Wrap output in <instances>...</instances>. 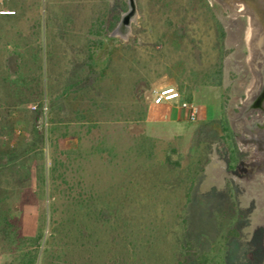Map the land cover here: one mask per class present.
<instances>
[{
    "label": "rangeland",
    "instance_id": "obj_1",
    "mask_svg": "<svg viewBox=\"0 0 264 264\" xmlns=\"http://www.w3.org/2000/svg\"><path fill=\"white\" fill-rule=\"evenodd\" d=\"M134 1L114 34L129 0H0V264L35 247L36 264H179L190 243L210 264H264V142L238 118L264 29L244 2ZM117 15L91 60L93 23ZM166 80L198 121L159 115L151 91ZM63 151L71 191L41 181Z\"/></svg>",
    "mask_w": 264,
    "mask_h": 264
},
{
    "label": "trees",
    "instance_id": "obj_2",
    "mask_svg": "<svg viewBox=\"0 0 264 264\" xmlns=\"http://www.w3.org/2000/svg\"><path fill=\"white\" fill-rule=\"evenodd\" d=\"M127 5L126 3H124V8L123 10L126 11ZM119 21V16H115L113 17V19L109 20V22H107L106 20H101V22L99 21V24L97 23H93L91 29H90V34L93 36L90 39L89 42V49H90V56H91V60L95 59L96 56H98L99 52L106 46V36L111 33L115 28L116 25ZM98 22V21H97ZM219 73H221V71H218ZM183 96V95H182ZM184 98V97H183ZM185 99V98H184ZM187 100V99H186ZM144 119L145 115L142 116ZM131 128V127H130ZM65 140V139H63ZM141 147V145H140ZM65 150V149H64ZM100 153L105 152V148L102 149L101 151L99 150ZM65 156V160H61L58 158H54L51 162L52 166L44 169L42 175H41V181L42 184L44 186L48 185V184H52L55 185L58 181H60L61 183L63 182L64 184L68 185V188L65 189L67 191H71L73 190L72 185H70L68 178V173L66 171H61L59 170V166L65 167L67 165H65L64 163L68 164L69 162H71V159L73 158L72 156V151H63L62 152ZM68 162V163H67ZM167 162L172 163L173 165L176 166H180V161H171L170 157L167 158ZM70 193V192H69ZM70 195V194H68ZM67 195V196H68ZM86 196V195H85ZM102 195H100L101 197ZM94 197L96 198L97 196L93 194V197L89 198H83L77 205L75 206H80L82 208H88L89 204H90V200L93 199ZM88 206V207H87ZM90 209V208H88ZM53 212V211H52ZM88 213V212H87ZM94 217H95V224H107L109 221V212L107 210V208H99L97 210L94 211ZM55 215L52 214V224L55 225L56 222L53 221V217ZM76 215H79V213L76 210ZM130 218H128V216L124 215L123 217H121L119 219L120 224L126 225ZM51 220L50 216H46V214L43 217V222L41 227L39 228L38 232L36 233L35 236H32L30 238H26L25 240L28 241L29 243L33 244V247L35 246H40V244L42 243L43 238L45 237V228L47 227V225L49 226V224L47 223V221L49 222ZM63 222V221H62ZM73 222H75V220H73ZM72 222V223H73ZM64 223H66V221L64 220ZM64 223H62V225L64 226ZM56 226V225H55ZM80 225L78 224V230L80 232V235L83 237L88 236V234L86 233V227L85 225H83L82 227H79ZM231 236H236L237 235V231L235 229H233L231 231ZM52 235H54V233H52ZM18 236V235H17ZM24 240V239H23ZM46 243V242H45ZM186 253L188 255H193L195 256V258L193 260H190L187 256L185 257V261H180L179 264H210L211 263V258L209 256L208 253H198V251H195L193 248V245L190 243L187 248H186ZM20 256L18 259V264H36L37 260L39 258V250L36 249H21L20 250ZM59 260H61L60 256L58 258Z\"/></svg>",
    "mask_w": 264,
    "mask_h": 264
},
{
    "label": "flooded vegetation",
    "instance_id": "obj_3",
    "mask_svg": "<svg viewBox=\"0 0 264 264\" xmlns=\"http://www.w3.org/2000/svg\"><path fill=\"white\" fill-rule=\"evenodd\" d=\"M229 2L232 0H222ZM244 2L246 4V10L252 12L258 23L264 29V9L259 10L258 5L254 4L255 0H233ZM264 3V1H262ZM264 7V5H263ZM264 45V44H263ZM256 76L250 82L253 87V93L247 97V103L240 112L239 119L243 121L244 130L251 135L248 136L249 140L260 143L264 142V61L259 68L256 69ZM264 147V145H263Z\"/></svg>",
    "mask_w": 264,
    "mask_h": 264
},
{
    "label": "built area",
    "instance_id": "obj_4",
    "mask_svg": "<svg viewBox=\"0 0 264 264\" xmlns=\"http://www.w3.org/2000/svg\"><path fill=\"white\" fill-rule=\"evenodd\" d=\"M8 14V13H6ZM152 106L171 104L187 112L186 120L196 122L199 120V107L193 101L183 98L182 93L176 86H166L152 89Z\"/></svg>",
    "mask_w": 264,
    "mask_h": 264
},
{
    "label": "crops",
    "instance_id": "obj_5",
    "mask_svg": "<svg viewBox=\"0 0 264 264\" xmlns=\"http://www.w3.org/2000/svg\"><path fill=\"white\" fill-rule=\"evenodd\" d=\"M173 85L174 84L170 80H166L161 87L173 86ZM156 108H158L159 115L164 120H169V121L185 120L184 118L185 111L175 106L173 107V105L171 104L157 106Z\"/></svg>",
    "mask_w": 264,
    "mask_h": 264
},
{
    "label": "water",
    "instance_id": "obj_6",
    "mask_svg": "<svg viewBox=\"0 0 264 264\" xmlns=\"http://www.w3.org/2000/svg\"><path fill=\"white\" fill-rule=\"evenodd\" d=\"M261 0H255L256 5H258V9L262 10L264 9L263 7V2H260ZM136 16V5H135V1L134 0H129V11L123 15L120 25L119 27L116 29L115 33L117 32V30L123 29L125 28V30L129 29L132 20L134 19V17Z\"/></svg>",
    "mask_w": 264,
    "mask_h": 264
},
{
    "label": "bare ground",
    "instance_id": "obj_7",
    "mask_svg": "<svg viewBox=\"0 0 264 264\" xmlns=\"http://www.w3.org/2000/svg\"><path fill=\"white\" fill-rule=\"evenodd\" d=\"M253 34V33H252ZM255 34V33H254Z\"/></svg>",
    "mask_w": 264,
    "mask_h": 264
}]
</instances>
